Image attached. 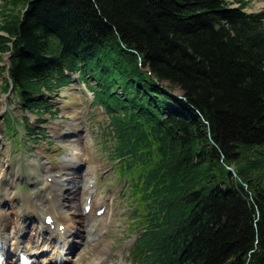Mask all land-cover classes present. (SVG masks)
<instances>
[{
    "label": "trees",
    "instance_id": "16d2710c",
    "mask_svg": "<svg viewBox=\"0 0 264 264\" xmlns=\"http://www.w3.org/2000/svg\"><path fill=\"white\" fill-rule=\"evenodd\" d=\"M19 2L16 16L0 10L12 92L39 118L57 116L45 95L71 73L92 92L132 200L131 263L264 264V184L253 176L257 160L245 165L240 154L264 144V8Z\"/></svg>",
    "mask_w": 264,
    "mask_h": 264
},
{
    "label": "rangeland",
    "instance_id": "374dc122",
    "mask_svg": "<svg viewBox=\"0 0 264 264\" xmlns=\"http://www.w3.org/2000/svg\"><path fill=\"white\" fill-rule=\"evenodd\" d=\"M226 1L237 6L241 0ZM243 1L247 2L246 12L264 8V0ZM11 2L0 0V10L7 6L6 17L16 16L22 8L21 2L16 6ZM6 56L0 54V202H5L6 198L4 205L8 203L11 212L15 211L19 217L23 215L25 220L36 224L41 222L45 212L51 213L57 221V212L63 206L68 208V212H74L75 218L82 213L83 228L72 232L75 236L72 237L73 249L64 264H83L94 260L98 254L102 256L101 264H130L126 257L134 237L130 216L132 200L126 177L118 178L108 157L104 143L106 114L98 105H91L83 83L75 82L77 90L74 91L79 97L76 107L66 103V95L60 92L51 96L50 102H60L62 121L54 124L46 116L42 122H36L37 117L26 114L12 91L6 95ZM174 94H180V91L177 89ZM27 125L33 129L42 126L47 130L45 138L42 139L39 133L24 131ZM65 131L77 132L78 137H60V133ZM36 138L38 140L32 143ZM244 147L240 146L241 163L249 165L257 160L258 167L253 176L259 177L264 184V144ZM61 180L64 182L63 190H59L57 185ZM91 181H94L93 187L88 186ZM88 190L90 194H87ZM88 196L93 211L98 205L105 206L104 213L98 216L104 220L102 228L86 225L82 204Z\"/></svg>",
    "mask_w": 264,
    "mask_h": 264
},
{
    "label": "bare ground",
    "instance_id": "6f19581e",
    "mask_svg": "<svg viewBox=\"0 0 264 264\" xmlns=\"http://www.w3.org/2000/svg\"><path fill=\"white\" fill-rule=\"evenodd\" d=\"M63 94H65L67 97V100L65 102L72 104V106L76 107V104L79 101V97L76 95L74 89L73 88L65 89L63 91ZM1 111H2V106H0V112ZM57 185L59 190H63L64 182L62 180L58 181ZM89 191L90 190H88L87 193H89ZM84 205L85 203L82 204V207ZM97 208L94 211L91 209V211L88 214H85L84 213L85 210L83 207V213L84 215H86L87 226L90 225L94 227L95 225L98 228H102L104 226V220L103 218L101 219L97 218L96 216ZM67 209L64 208V206L59 207L60 212L59 213L57 212L58 214V218H57L58 223L56 226L57 228H55L54 230H48L46 226L43 225V223L36 224L33 221L29 222L27 220H21V218L16 214L15 211L11 212L8 206L5 207V205L2 204L0 205V230L2 232L1 241L4 242L5 246L8 247L10 251H16V252L22 251L24 253H28L32 255V258H34L35 255H40L43 248L45 249L50 248V251L46 255H44L43 258H40L39 260H35L37 264H42V263L55 264L53 259L57 257H59L60 259L61 258L68 259L69 251L72 247V242H73L72 237H75L73 236L72 232L74 230H77L79 232V230L83 228L82 225L84 219L82 213L79 214V217L75 218L73 214L74 212L70 213L68 212ZM15 216H16V221L14 220ZM61 216L63 218H61ZM59 224H63L62 232L58 230ZM30 225H32V227L29 230V234H30L29 239L25 241H19L18 237L16 236L18 232H22L20 234H23ZM69 245H71V247H69ZM90 248L92 247L90 246ZM101 257H102L101 254H98L94 260L86 261L83 264H101L102 261ZM6 264H15L14 257L11 256L8 260V263L6 262ZM77 264H81V263L78 262Z\"/></svg>",
    "mask_w": 264,
    "mask_h": 264
},
{
    "label": "water",
    "instance_id": "95a60500",
    "mask_svg": "<svg viewBox=\"0 0 264 264\" xmlns=\"http://www.w3.org/2000/svg\"><path fill=\"white\" fill-rule=\"evenodd\" d=\"M11 55V53H7V56H6V58H7V60H6V63H5V74L7 75L8 74V68H9V60H8V57ZM11 92V87H9V89H8V91H7V93H6V95L7 94H9ZM176 97H180V96H176ZM230 170H231V172L233 173V175H236V172L233 170V168L232 167H230Z\"/></svg>",
    "mask_w": 264,
    "mask_h": 264
}]
</instances>
